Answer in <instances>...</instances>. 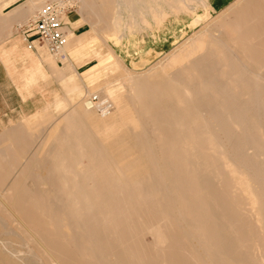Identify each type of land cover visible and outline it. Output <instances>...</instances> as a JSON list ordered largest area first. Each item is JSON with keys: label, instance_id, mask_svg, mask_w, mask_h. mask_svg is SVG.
<instances>
[{"label": "rangeland", "instance_id": "obj_1", "mask_svg": "<svg viewBox=\"0 0 264 264\" xmlns=\"http://www.w3.org/2000/svg\"><path fill=\"white\" fill-rule=\"evenodd\" d=\"M3 1L4 0H1V3ZM63 1H64V5L62 7H59V8L62 11V17H63V21L65 24L64 31L67 35V38L69 39L73 35L75 36V35H79L82 32H84V33L87 32L89 30V25H88L87 21L82 20L80 14L78 13V4H77L78 0H73L74 2L69 1V0H63ZM97 1L98 0H96V2ZM112 1L113 0H109V2H111V3H112ZM152 1H157V0H145V2L148 3L150 8L153 7L152 9H155L154 2H152ZM45 2L56 4V2L53 0H44V3ZM231 2H233V0H227L225 5L223 6L222 0H209L207 8H209L208 10H213V11L207 18H205V15L207 13V11L204 10L205 8L204 7L202 8V6H198L194 12L200 16L202 23L195 30L192 29V34L199 33L202 30V28L203 29L207 28V26H210L211 29H209V28L208 29L212 30L213 28H215L221 24L222 25L227 24V22L233 18L232 14L226 15L224 19H219L218 20L219 25H218V22L216 21V19L221 15V11L225 10V8L227 6H229L231 4ZM30 4H31V2L29 0H21V7L22 8H26ZM216 4H219V5H216ZM56 5L59 6L58 4H56ZM161 5H159V6H160V11H161V15H162L163 19H161L160 23L157 21H153L152 19L147 18V17L141 18L139 20V22H140L139 25L135 26V28L133 30L126 32L125 34H127V36H124V38H122V40L118 44V46H114L110 43H103L99 39L101 37V34H102L101 30H98V32H96L95 36L93 35L91 40H90V45L88 46V50L90 49L91 52H94L95 54L98 53L103 58H106V57L108 58L109 54H111V56L114 59H116V60L118 59L117 61L119 64V69L116 71H113V73L111 75L108 76L103 70H100L101 77H100L99 83L102 84L104 81H108V82H113V84L118 83L122 87L125 86L126 87L125 89H123L124 87L122 88L123 97H125L124 99L128 103L130 110H131V113L132 114L134 113L133 116L137 117V119H139V121L141 122V126L143 127L144 124H146V126H144V127H147L148 125L152 126V124L155 123L154 126H152V128L149 126H148L149 128L147 127L145 129H144V127L139 128L138 130L135 131V135H134L133 130L131 131V129H128L127 127L121 128L113 136L114 138L117 137V139H114L112 137L110 140H108L109 142L108 141H102L100 139V134L102 133V127L100 125H98V122H97L99 120V117L101 116L100 112H98L99 113L98 114L94 111H90V114H91L90 120L87 119L85 116H82V115L77 113V109L80 107L82 108V106H83L82 102H83L85 96H88L89 94L94 93V90H101L98 92V94L101 95L102 98L104 97L107 99V97H105V95L103 94L104 90L102 89V86H97L98 88L94 87V85L91 81H88V80L82 78V75H80L78 72H80V73L83 72L84 67L77 66L78 64H76L73 61V59L71 57V53H66L65 56L67 58L62 60L60 57V53L64 48L59 52L58 55L52 56L46 51V49L44 47L39 45L37 42L30 43L32 38H31V40H29V42L28 41L24 42L25 40H24V35H23V32H24L23 27L28 25L32 21V19L37 15L38 12H36L33 16H31L28 19V21H26L27 23L22 25L20 28H18L14 25V26H12L14 28L10 27V28H7L4 32H2L3 33L2 35L5 39L10 38L15 33V36H18V38L15 37V40H19L21 42L22 47L24 46V48H28L30 46L29 50L33 53V55L38 56L39 61L42 63L44 70L41 67H39L40 64L38 62L37 65H38L39 69L37 71V73H38L37 77H38V79L41 78V80L39 79L40 80L39 84L36 86H33L32 88H27L25 86L23 87L21 79L23 78L22 76L24 74H27L28 72L27 73L25 72L26 70H24L23 62H20L19 74H21V78H20L21 92H22L23 97L29 98V101L27 103L22 104V110L19 114L7 113L5 115V117L0 120V134H2V132L5 131L4 134L0 135V192L2 194H4L6 200L9 199L6 197L12 196L13 197L12 199H14L15 203H16V206H12L11 208L10 207H1V210H10V211L13 210L15 213H17V215L19 217L23 218V220L25 219V222H26L25 224L27 226H30V228H32L35 232L39 233L41 236L43 235L46 240L53 239L57 243H61L62 241L65 243L66 240L64 241V239H62V241H60L61 240V237H60L61 231L59 229L60 224L58 226L55 225V228L51 226L49 219L47 217V212H46L47 210L45 209L43 203H41V201L38 199H42L44 197L46 198L47 196L50 195L51 191H53L54 194L56 192L57 194L61 193V194L65 195L66 193L63 190L64 189L63 185L65 186V181L68 182V180H73V179H77V180H80L82 182L88 181L90 183L89 185H94V187L91 188V190H88L87 194L93 200H96V201H94L95 204L98 201L100 202V203L98 202V204H99L98 206L96 204L95 215L97 216L96 217V225L98 228V230H97L98 236H100V235L101 236L103 235V236L102 237L100 236L98 240H100L102 238L107 239V240L104 239L105 243H103L104 242L103 239H102V241H99L100 243H98V241H97V255H96L97 262L95 264H98V263H100V264H111L113 261L114 262L112 264H115V263L116 264H121V263L125 264V263H127V261H128L127 264H134V263L137 264V263H139V261L142 262V264H147V263L148 264H173L175 262V260H176V263H174V264H199V263L205 264L207 261L209 263L207 262L206 264H215V263L218 264L219 262L221 264H249V263L253 264L254 261H255L254 264H264V240H263L264 235H262V234H264V232H263L264 230L263 231L258 230L259 227L257 224L258 218H261L262 223L264 224V212H263L264 211L263 210L264 209V199H261L263 197L262 195H260V197H259V194H261V191L264 192V187H263L264 186V183H263L264 178L262 176V175H264V172H263L264 171V162H261V159H262L261 157H257L256 158L257 161H256V159L254 161L257 164L259 163L258 165L260 167L258 166V169L261 170V171L258 170L259 174L258 173L257 174H258L259 178L257 180L255 177H253V174L251 172L249 174V172L244 168V166L242 164V160L238 159L236 161V159H237V158H235V156H236L235 155L236 154V152H235L236 148L235 147L236 146L232 143L233 141L230 142V139H229L230 138V134H229L230 132H228L229 135L226 134L224 136L225 137V139H224V137H222L223 136L222 134L215 133L214 129H212L208 126V123L206 120L207 119V115H206L207 112L205 109V98L204 97L210 95V93L212 94L215 91L214 87L211 85L210 80H208L206 78V76L208 77V75H205V73L201 72L200 70L198 71L195 69H191V70L189 69L190 71L189 70H188L189 72L186 71V73H184V76L182 74V77H178V79L175 81L176 83L173 81V77H171L170 74L173 73V70L176 71L177 67L170 68L169 67V60L166 58L172 51H174L175 49H178L188 38V37L182 38L183 37L182 36L183 22H185L187 20V16H185L184 14L183 15L177 14L174 10L167 7V5H164V3H162ZM97 7H99L101 9V3L99 1L97 3ZM122 17L124 20L129 21V16H128V13L126 11H122ZM213 19H215V20H213ZM186 22L188 23L189 20H187ZM72 25H74V26H72ZM140 26L142 28H140ZM156 28H157V30H156ZM138 29L140 32L139 34H137ZM74 31H76V34H74ZM142 31H143V33H142ZM240 31H241L240 35L243 36V38H245V39H242L243 48H248V47L251 48L254 46V49L257 51L259 50V52H260L261 51L260 44L257 46H256V44H258V42L261 39L254 37L255 36L254 31L252 32V30H251V32H249L248 30H245L244 28L241 29ZM173 33H174V35H173ZM141 34H143V35H141ZM250 37H252V38L250 39ZM172 38H175L176 41L174 39L175 42H171L169 44V42H170L169 39H172ZM236 38H237V35H233V40H235V43H237L239 41V39H236ZM253 38H254V40H253ZM248 41H250V42L252 41V42L245 44ZM254 42H256V43H254ZM162 44H165V45H162ZM255 46H256V48H255ZM235 47H238V46H235ZM240 47H239V49L241 50ZM144 53H148L146 55L147 56L146 58H148L146 63H149V64H147L146 67L139 68L137 63L142 62V60H136L135 66H131L129 64V62H128V59L130 58L129 55L131 57L135 56V58H136L139 55L144 54ZM95 54H94V57H95ZM158 54H160V55L158 56ZM94 60H96V58H94ZM162 61H163V63H162ZM160 63H162V64H160ZM263 64H264V62H263ZM263 64L261 66L262 67L261 70H259V73H260L259 81L263 84L262 85L261 83H259V85H260L259 92L261 94V97L264 99V97H263L264 96V89H263L264 88V65ZM221 65L226 66L227 68L229 67V64L225 63V61H223V60L221 61ZM68 66H71V70H67ZM223 66H221V67H223ZM40 69H41V71H40ZM148 69H151L149 73H150V75H152V78L150 79L149 82L154 86V88L152 86V88H151L152 90L150 88H147V87L145 88V86L142 87L144 85L143 79L138 78V76L136 75L137 73L146 71ZM44 71H46V73L48 72V78H46V79L44 76ZM41 72H43V73H41ZM214 72H215L214 70L212 72L209 71V74L210 73L213 74ZM157 73L158 74L160 73L159 76L157 75ZM193 75H196V76H193ZM60 76H68V78L71 79L72 85H77L76 91L74 93H67V92H66L67 94L65 93L64 85L61 84L59 82V79H58ZM129 76H134V77H132L133 83H134V85H132L133 88L130 87L131 83L129 82ZM163 77H165V78H163ZM185 77H187L188 79L187 78L185 79ZM153 78H154V80H153ZM161 78L163 80H161ZM189 79H190V81H189ZM84 80H86L87 84H85ZM166 80H169V81L165 82ZM196 82H198V83H196ZM185 83L187 84V86L185 85ZM192 83H195V84H192ZM190 85H192V86H190ZM184 86H186V87H184ZM137 87L139 90L137 89ZM158 87H161V88L159 89ZM128 88H130V89H128ZM144 89L146 91L148 90V92H146ZM162 89L164 91H162L161 93L158 92V90L161 91ZM199 89L201 90V92H199L200 91ZM176 91H177V94H176ZM209 91H210V93H209ZM141 92H143V93H141ZM183 94H185V95H183ZM102 95H104V96H102ZM126 95H128V96H126ZM130 95H131V97H130ZM199 95L201 97H199ZM141 96H143V97H141ZM59 99H65L67 101L66 108H64L62 110H58L56 108V102ZM127 99L129 100L130 103L128 102ZM108 100L112 104V110L110 111V113H113L115 111V106L110 99H108ZM176 100H178V101L176 102ZM96 101H94V102H96ZM143 102L145 103V105ZM147 102L150 105H148ZM133 103H135V104L133 105ZM164 104H166V105H164ZM143 105H144V109H143ZM176 105H177V107H176ZM73 106L76 107V111H75V108ZM150 106L152 109L150 108ZM158 106L160 108H158ZM171 107L173 108V110ZM190 107L193 108V110H191ZM174 108H175V110H174ZM69 109H70L71 113L68 112ZM150 109H151V111H150ZM201 109H202V111H201ZM162 110H163V112H162ZM184 110L185 111L187 110L185 112V114L183 112ZM135 111L138 114L137 116H136ZM203 111L205 112V114L203 113ZM164 112L165 113L168 112V113L165 114ZM192 112L194 115H192ZM163 113H164V115H163ZM71 114H73V115H71ZM187 114L188 115L190 114V116H188L189 118L186 117ZM49 115H50V117H49ZM70 116H71V120H70V118L68 119V117H70ZM160 117H162V118H160ZM172 117H174V118H172ZM179 117L181 118V120L177 119ZM191 117H193V118H191ZM74 118H75V120H74ZM151 118H152V120H151ZM78 119L80 120V122L78 121ZM184 119L186 120V122ZM189 119H190V123L192 122L191 124H189V122H187V121H189ZM248 119H249V117L247 118V121H248ZM141 120H143V121H141ZM149 120H151V121H149ZM82 121L84 123H82ZM180 121L182 122V124ZM92 122H93V124H91ZM172 122H173V124H172ZM62 123H63V125H62ZM198 123H199V125H197ZM71 124L74 126H72ZM176 124L179 126H177ZM184 124H186V125H184ZM188 124H189V126H188ZM157 125H159L160 127ZM164 125H165V127H164ZM197 126H198V128H197ZM260 126L261 127L259 128V126H257L256 124H252V125L247 126V127L244 126L242 129L245 132H247V134H249L250 132H252L255 129L254 130L255 133L253 135H256V137H258V133L260 135L262 133V131L264 132V130H263L264 128L262 127L263 125H260ZM66 127L68 129L70 127V129L68 130ZM155 128H157V129H155ZM202 128H203V130H201V133H200V129H202ZM61 130H63V131H61ZM91 130H92V132H91ZM122 130H124V131H122ZM141 130H143V132ZM250 130H252V131H250ZM172 131H173V133H172ZM174 131H175V133H174ZM191 131H193V132H191ZM203 131H205V132H203ZM256 131H258V132H256ZM72 132H75L76 134L72 133ZM138 132H139V134H138ZM150 132H152V134ZM197 133H198V135H197ZM208 133L209 134L211 133V135L213 137H212V144H209V142L207 141L208 142V145H207L206 141L204 143L203 141H200V140L202 137L203 138L207 137ZM153 134H155V135H153ZM213 134H216V135L214 136ZM154 136H156V137H154ZM186 136H187V138H189L187 141H185ZM190 136H192V138H190ZM134 137L136 139H134ZM68 138L71 140H69ZM122 138H123V141H125V142L121 141ZM198 138L200 140L197 142ZM217 138H218V140H217ZM160 140L162 141V143ZM221 140L222 141L225 140V141L222 142ZM101 142H102V144H101ZM142 142H143V144H141ZM214 142H215V144H214ZM155 143H156V146H158V145H160V146H158V148H156ZM190 143L192 145L193 144L194 145L192 146ZM221 143H222V145H220ZM231 143H232V145H234L233 147H230V146H232V145H230ZM246 143H245V147L247 150L246 152L248 154H252L254 152V150H253L254 145L252 143H248V142H246ZM174 144H175V147L173 146ZM141 145H143V147H141ZM153 145H154V147H153ZM181 145H182V147H181ZM50 146H51V148H52V146H54V148H56V149L53 150V148L51 149ZM184 146H185V148H184ZM227 146H229V148ZM140 147L143 148V151L141 150ZM193 147H194V149H193ZM222 147H223V149H221ZM180 148H181V150H180ZM189 148L191 150H189ZM233 149H235V150L233 151ZM50 150L52 151V153ZM175 150L177 152L179 150L180 151V152H178L179 154H177V153L175 154V152H176ZM181 151L183 153H181ZM54 152H56V154ZM161 152H162V154H161ZM211 152H212V154H210ZM122 153H124V154H122ZM193 153H195V157H196L194 159L190 158V157H194ZM148 154L149 155L151 154V155L148 157ZM180 154L182 157L178 156ZM233 154H234V156H233ZM146 155H147L148 159H147ZM164 155H166V156H164ZM198 155L202 156V157H200L201 159H199ZM44 156H46L47 158ZM211 156H212V158H210ZM221 156L225 157L230 162V164L235 166L237 169V172L239 174L243 173V174H241L242 178L247 179L248 182H250L251 187H252V183H253L254 188L252 187V189L254 191L252 189L251 190L253 193H255L256 198L258 196V198H257L258 203L256 202L255 205H252L251 201L248 199L246 194L240 189V187L238 185V181L233 180L230 176L225 175V176L221 177V179L218 182H214L212 180H209V178H208L209 173L215 174L214 172H216V173L218 172L220 165H221ZM41 157H44V159L43 158L40 159ZM158 157L161 159H158ZM205 157H207V158H205ZM227 157H229V158H227ZM164 158H166V159H164ZM197 158H198V160H196ZM202 158L206 164L204 163V161L202 162ZM111 159H112V161H111ZM156 159H157V161H156ZM189 159H191V160H189ZM49 160H51V161H49ZM188 160H189V162H188ZM194 160H195V163H194ZM45 161L46 162L48 161V162L46 163ZM68 161H70V163ZM153 161H154V163H153ZM56 162H57V164H56ZM62 162L64 163V166H63ZM71 162L74 164H72ZM45 163H46V165H45ZM59 163H60V165H59ZM200 163H202L203 165H201ZM239 163L242 164V166ZM147 164L149 166H147ZM195 164H196V166H197V164L198 165L200 164V166H199L200 168L198 166H197V168H195L194 167ZM207 165H209V166H207ZM216 165H218V166H216ZM45 166H47L46 169L44 168ZM151 166H153V167L151 168ZM47 168H48V170H47ZM60 170H61V172H60ZM192 170L193 171L195 170L197 173L195 171L192 172ZM202 170H203V173H205V172L206 173L203 174ZM255 170L257 172V167ZM166 171H168V172L166 173ZM64 172H66V173L64 174ZM128 172H129V174H128ZM256 172H255V174H256ZM115 173L118 175H116ZM124 173H126V174L124 175ZM146 173H147V175H150V176H147ZM168 173H169L170 178H168ZM173 173L175 176H177V174H178V176L175 177L173 175ZM249 175H250V178H249ZM49 176H51V177H49ZM117 176H119L118 180H120V181L115 179V178H117ZM123 176H125V177H123ZM143 176H145V177H143ZM47 177H49V178H47ZM56 177L57 178L61 177L59 180L61 182H58V180L56 181L55 180V179H57ZM147 177H150V178H147ZM201 177L204 178L206 181L203 180ZM260 177H262L261 180H259ZM139 178H141L142 182H140L141 180ZM109 179L111 180V182ZM149 179H151V180H149ZM156 179L158 181H162L161 183H163V180H164L165 185H164V183L160 184L159 182L156 181ZM174 179H176L177 181ZM197 179H198V181H197ZM47 180H48V183H46ZM128 180L130 183H128ZM253 180H255V181H253ZM256 181H257V183H256ZM92 182H94V184ZM116 182H118V183H116ZM177 182H179V183H177ZM56 183H57V185H55ZM109 183L112 185L114 184V186L110 185ZM137 183H139V184H137ZM141 183H143L142 184L143 189H142ZM148 183H149V185H148ZM104 184H105V186L106 185L107 186L104 187ZM121 184L124 185V187H122ZM218 184H219V186H217ZM66 185H68V183H66ZM69 185H71V184H69ZM46 186H48V187H46ZM158 186H159V188H158ZM204 186H205V188H204ZM213 186H214V188H212ZM234 186H235V190H237V191L234 190ZM255 186H257V187H255ZM49 187H50V189L48 190ZM60 187H61V190H59ZM226 187H228V188H226ZM120 188H122V189H120ZM163 188H165V189H163ZM51 189H54V190H51ZM135 189H136V192L133 191ZM178 189H181V190L179 191ZM187 189H189V190H187ZM255 189H257V190H255ZM108 190L110 191L109 194L107 193ZM137 190L139 193L137 192ZM211 190H212V192L216 191L215 192L216 194L210 193ZM159 191H161V192H159ZM175 191H178V192L175 193ZM217 191H218V193H217ZM119 192L121 195H118ZM205 192H207V194ZM257 192L258 193L260 192V193L258 194ZM104 193L106 194V196L104 195ZM134 193H135V195H134ZM152 193H153V196H151ZM170 194H171V196H170ZM182 194H183V196H182ZM193 194H194V196H193ZM203 194H205V195H203ZM208 194H209V196H208ZM30 195H32V196H30ZM64 195H62V197L59 198L60 201L63 200V202H65V199H64L65 196ZM94 195H96L95 197H98L99 199L94 198ZM101 195L103 198H100ZM115 195H118V196H115ZM27 196H28V198H27ZM39 196H40V198H38ZM178 196L179 197L181 196L184 198L179 199ZM205 196H206V198H203ZM34 197H36V198H34ZM119 197H122V198L119 199ZM137 197H139V198H137ZM147 197L149 198V201L147 200L148 199ZM29 198H31V199H29ZM143 198L146 200L145 202H142V200L144 201ZM159 198H161V199H159ZM173 198L175 201L172 200ZM187 198H189V200ZM232 198L235 201L234 200L232 201ZM101 199H103V200H101ZM116 199H119L120 202L116 201ZM126 199L128 201L130 200V202H127ZM167 199H168V202H167ZM104 200L106 201L105 204L103 203ZM124 200H126V202ZM183 200H185V201H183ZM226 200L230 202L231 206H230L229 202H227ZM152 201H153V203H152ZM161 201H162V204L160 203ZM198 201H200V202H198ZM208 201H209V203H211L215 207V209H213L214 207H212V205H210L208 203ZM148 202L150 204H148ZM206 202L209 205V207L206 204ZM135 203H137L138 205ZM145 203H146V205H145ZM177 203H178V205H177ZM260 203L263 206L260 205ZM175 204L177 207L175 206ZM105 205H107L106 208H105ZM109 205H112V208H111V206L108 207ZM116 205H118V206H116ZM125 205L128 209L125 207ZM186 206H187V208H186ZM97 207H98V209H97ZM118 207H120V208H118ZM166 207L168 210H166ZM174 207L176 210L173 209ZM207 207H208V209H207ZM38 208H40V209H38ZM133 208H135V209H133ZM157 208H159V210L161 212L156 211ZM254 208H256V209H254ZM104 209H106V210H104ZM164 209H165V211H164ZM37 210H38V212H37ZM110 210H111V212H113V214L110 212ZM172 210H175L176 212L172 211ZM213 210H215V211H213ZM231 210H233V211H231ZM42 211H44V213ZM107 211H108V215H107ZM128 211H130V213ZM131 211L134 212L135 215ZM200 211H202V212H200ZM114 212H116L118 214H116V213L114 214ZM123 212H124L123 217H126V219L121 217ZM181 212L184 214L182 215ZM193 212H194V214H193ZM157 214H158V216H157ZM185 214L187 217H185ZM205 214H207V215H205ZM101 215H102V217H101ZM199 215L202 216L201 217L202 220H201ZM244 215H245V217H244ZM8 216H10V215L0 214V218L2 217V219H1L2 222L3 221L5 222V225L3 224L4 222L2 223L3 225L0 224V229L2 226L5 228L8 226L9 227V228L7 227L8 229H10L11 227L14 226L9 221ZM164 216H166V217H164ZM42 217H45V218L43 219ZM174 217H177V218L175 219ZM127 218H129V219H127ZM189 218H190V220H189ZM203 218H206V219L203 220ZM253 218H254V220H253ZM46 219H48V220H46ZM135 219L137 222L135 221ZM138 219L140 220V222L138 221ZM164 219L168 220V222H166V220H164ZM177 219L179 221L180 220L181 221L179 222ZM127 220H129V221H127ZM182 221H183V223H185V222L186 223L183 224ZM202 221L204 224L202 223ZM221 221H222V223H221ZM126 222L129 224H127ZM171 222L172 223L176 222L175 225L177 227L175 225L173 227L172 226L173 224H171ZM187 222H190V223H187ZM99 223H101V224H99ZM132 223H133V225H132ZM142 223H143V225H142ZM216 223L219 225L221 224L222 226L221 225L218 226V225H216ZM159 224H160V227H159ZM179 224L180 225L183 224L182 226L185 225L186 227L184 226L182 228V226H180ZM193 224H194V226H193ZM205 224H206V226H205ZM208 224H209V226H208ZM161 225L163 226V228ZM195 225H196V228H194ZM203 225H204V227H203ZM111 226H113V227H111ZM145 226H148V228ZM153 226H154V228H153ZM215 226L218 230L215 228ZM171 227L173 230L171 229ZM190 227L192 229L193 228L194 229L191 230ZM200 227H202V228H200ZM223 227H224V229H223ZM13 228H11V229H13ZM144 228H145V232H143ZM185 228L187 229V231H189V233H191L190 235H192L193 232L195 234L197 233L196 235L193 234V236L195 235L196 237H198V240L203 241V242L198 241L196 237H193V236L190 237L189 233L187 231H185L186 230ZM53 229H54V231H53ZM146 229H148V230H146ZM163 229H164V231H166V233L163 231ZM167 229H169V230H167ZM174 229H176L177 231ZM195 229L196 230L202 229L204 232L201 230L200 231L202 232V234L204 233L203 235L205 237L200 234L201 233L200 231L197 232V231H195ZM225 229H227L228 231H225ZM101 230H102V232H101ZM105 230L107 231L106 233H105ZM112 230H113V232H112ZM135 230L137 232H135ZM114 231H116V232H114ZM169 231H170V233L171 232L175 233V231H176V233L175 234L173 233L170 235ZM178 231L181 233L180 236H179ZM190 231H192V232H190ZM111 232L114 233L115 236L113 234H111ZM162 232H164V233H162ZM52 233H53V235H52ZM120 233H123V234H120ZM216 233H217V235H216ZM260 233H262V234H260ZM124 234H125V236H124ZM158 234L162 235V238L164 237L162 239L164 244L163 243L160 244L158 242L159 241ZM210 234H211V236H210ZM241 234H242V236H240ZM255 234H256V236H255ZM109 235H112V236H109ZM172 235L174 236V238ZM230 235L233 237V239L230 238L231 237ZM243 235H245V236H243ZM176 236H178V237H176ZM225 236H226V238H223ZM109 237L111 240L109 239ZM193 238L196 239V241ZM113 239H115V241H113ZM228 239H229V241H228ZM120 240H122V241H120ZM187 240H190V241H188L190 245H191V243L193 246L195 244V247L198 245V247H196L197 249H195V247H193V246L191 247L189 244H187L188 243ZM204 240L207 244H205ZM232 240H233V244H232ZM117 241L120 244L119 243L116 244ZM124 241H125V243H123ZM166 241H167V243H166ZM169 241L172 242L170 244L171 246L169 245V243H170ZM225 241L227 242V244H226L227 246L225 245V243H226ZM66 242H68V241H66ZM101 242L103 244L98 245V244H101ZM195 242H197L198 244L196 245ZM238 242L240 243V245ZM243 242H245L246 244L245 243L243 244ZM139 243H140V245H139ZM200 243L202 246L200 245ZM121 244H124V245H121ZM199 245L201 247H199ZM206 245L207 246L210 245V246L207 247ZM241 245L243 246V248ZM118 246L119 247L121 246V248H118ZM151 246H153V248ZM176 246L177 247L180 246L181 248L179 247V249H178ZM228 246H231V247H228ZM101 247H102V250H100ZM134 247H135V249H134ZM169 247H170V249H169ZM190 247L193 249H191ZM233 247H235V249ZM239 247H241L240 248L241 250L239 249ZM106 248H107V250H106ZM109 248H110V250H109ZM199 248H200V250L202 248V250L201 251L198 250ZM203 248H205V249H203ZM206 248H208V249H206ZM226 248H228L230 251ZM160 249H162V250L160 251ZM211 249H213V250H211ZM34 250H35V252H37L36 253L37 255L39 254L40 259L36 255H34L35 254V253H33ZM142 250H143V252H142ZM173 250H175V251H173ZM204 250L205 251L208 250V251L205 252ZM209 250L211 252L213 251V253H211ZM214 250H215V252H214ZM239 250H240V252H239ZM69 251H72V248ZM129 251L131 252V254ZM182 251L183 252L186 251V252H184L185 254ZM195 251H197V252L195 253ZM221 251L224 253V255ZM98 252L100 254H98ZM106 252H108L109 255ZM112 252H113V254H111ZM158 252H161V253L158 254ZM176 252L178 254H176ZM198 252H200L201 254H199ZM230 252L232 255H230ZM103 253L107 256L105 257V255ZM115 253H116V256H115ZM186 253L188 255H186ZM31 254L35 258L34 259L35 264H40V263L46 264L44 258L43 257L41 258L42 255H40V253L38 252L37 249H35V247L31 251ZM152 254L154 255V257ZM170 254H172V256ZM242 254H243V256H242ZM245 254H247V255H245ZM121 255L123 256V259H121L122 258ZM155 255H156V257H155ZM199 255L200 256L202 255L204 258L202 256L200 257ZM208 255H209V257H208ZM211 255H213V256H211ZM71 256L75 259L77 264H85L83 261H81L77 258V255L75 253H73V251L71 252ZM100 256L103 258H101ZM114 256L117 258V260ZM124 256H126L125 262H124ZM179 256H180V258H179ZM190 256H192V257H190ZM217 256H219V257H217ZM248 256H251V258L250 257L248 258ZM110 257H111V259H110ZM171 257L173 258L172 259L173 261L170 260ZM176 257H177V259H176ZM189 257L192 258L193 260L189 259ZM240 257H241V259H240ZM215 258H216V260H214ZM100 259L102 262L100 261ZM159 259H160V261L162 259L163 262L161 261V263H160ZM164 259H165V261H164ZM211 259H212V261L214 260V262H212ZM219 259H220V261H219ZM105 260H107V261H105ZM135 260H137V261H135ZM221 260H223V262ZM168 261L169 262L171 261L172 263L171 262L169 263ZM240 261H242V262H240Z\"/></svg>", "mask_w": 264, "mask_h": 264}, {"label": "bare ground", "instance_id": "obj_2", "mask_svg": "<svg viewBox=\"0 0 264 264\" xmlns=\"http://www.w3.org/2000/svg\"><path fill=\"white\" fill-rule=\"evenodd\" d=\"M9 1H12V0H6L5 2H9ZM31 2V4L26 7V8H23L21 9L20 11H18V13L16 14L17 16H19L21 18L22 21H24V23L31 17L33 16L36 12H39L42 8V6L45 5L44 3V0H29ZM56 2V4H58L59 6H57L56 4L54 3H46V4H54L59 10L60 8L59 7H62L64 5V1L63 0H53ZM69 1H73V0H69ZM98 1L101 3V9L99 7H97V3ZM96 2V0H78L77 4H78V13L80 14L81 18L83 21H87L88 25H89V30L85 33H83L82 35L80 36H77V37H74L73 40H70L68 41L69 39L67 38V35L64 31V35H65V39H66V43L65 45L60 49L58 50L57 52L55 53H52L50 52L47 48L46 51L52 55V56H56L59 54V52L63 49L65 52L67 53H71V57L74 59V61L78 64V66H82V65H85L87 64L88 62H90L91 60H94V58H96L97 60V64L95 66H93L92 68H90L88 70V68L86 69V71L83 73L82 76L84 77H88L94 87H97V86H102V89L104 90L103 91V94L105 95L106 98H102L101 95L98 94L99 91L101 90H94V93L92 94H89L88 96H85L84 100H83V106L82 108H78L77 109V113L82 115V116H85L87 119H91V114H90V111H94L96 113L100 112V117H99V120L97 121L98 122V125H100L102 127V133L100 134V139L102 141H108L110 140L121 128H125L127 127L128 129H131V131L133 130L134 131V135H135V131L138 130L139 128H143L144 126H146V124L143 125V127L141 126V122L139 121V119H137V117L133 116V114L131 113V110H130V107L128 105V103L125 101V97H123V94H122V88L125 89L126 87L125 86H121L120 84H113V82H108V81H104L102 84L99 83L100 81V77H101V72L100 70H103L108 76L111 75L113 73V71H116L119 69V64H118V59H114L111 54H109L108 58H103L101 55H99L98 53H94V52H91V50L89 49L88 50V46L90 45V40L92 38V36L96 34V32H98V30H101L102 34H101V37L99 38L103 43H110L114 46H118V44L121 42L122 38H124V36H127V34H125L126 32L128 31H131L135 28V26H138L139 25V20L141 18H150L152 19L153 21H157L160 23L161 19H163L162 15H161V11H160V6L162 3H164V5H167V7H169L170 9L174 10L177 14H184L185 16H187V20H189V22L187 23L185 20V22H183V32H182V38H185V37H188L186 39V41L178 48V49H175L174 51H172L166 59L169 60V67L170 68H174V67H177V70L174 71L173 69V73L170 74L171 77H173V81L175 82L178 77H182V74L184 76V73H186V71H188L189 69H195V70H200L201 72H204L205 75H208V77L206 76V78L208 80H210L211 82V85L214 87V92L211 94L210 91V95L208 96H205V109H206V112H207V123H208V126L212 129H214V132L215 133H219V134H222L224 137L226 134H228V132H230V142H232L236 147V150L233 149V151L235 150L236 152V156L235 158L236 161L238 159L242 160V164L244 166V168L249 172L253 174V177H255L257 180L259 178L258 174V164L255 161V159L257 157H261V162H264V132L262 131V133L259 135L258 133V137H256V135H253L255 132L254 130H250L252 132H250L249 134H247V132H245L242 128L244 126H250L252 124H256L257 126H259V128L261 127L260 125H263L262 127L264 128V99L261 97V94L259 92V88H260V85L259 83H261L259 81V76H260V73H259V70H261V66L264 62V0H233V2H231V4L229 6H225V10H222L221 11V15L216 19V21L218 22L219 19H224L226 15H233V18L231 20H229L227 22V24L225 25H219V22H218V25L217 27L213 28L212 30H209L211 29L210 26H207V28H202V30L199 32V33H194L192 34V29L195 30L198 26L201 25L202 23V20L200 19V16L197 15L194 11L195 9L198 7V6H202V8L204 7L205 11H207L206 15H205V18H207L213 10H208L209 8L208 7V1L209 0H157V1H152L154 2V5H155V9H152L150 8V6L148 5V3L145 2V0H113L112 3L109 2V0H98ZM227 0H222V5L224 6L225 3H226ZM74 2V1H73ZM100 5V4H99ZM216 5H219V4H216ZM162 6V5H161ZM164 8V7H163ZM165 10V9H164ZM122 11H126L128 13V16H129V21H126L123 19L122 17ZM169 13V12H168ZM170 14V13H169ZM87 18H86V17ZM127 17V16H126ZM36 18V16L32 19L34 20ZM80 18V19H81ZM172 18V17H171ZM61 20L62 22L64 23L63 21V17L61 15ZM68 20V19H67ZM66 20V21H67ZM171 20V19H170ZM215 20V19H213ZM228 20V19H227ZM172 21V20H171ZM170 21V22H171ZM215 21V22H216ZM221 21V20H220ZM222 22V21H221ZM225 22V21H224ZM223 22V23H224ZM78 23V22H77ZM210 23V22H209ZM145 25V24H144ZM148 25V24H147ZM213 25V24H212ZM65 26V24H64ZM74 26V25H72ZM158 26V25H157ZM161 26V25H160ZM165 26V25H164ZM215 26V25H214ZM155 27V26H154ZM140 28H142L140 26ZM209 28V29H208ZM245 29V30H248L249 32H252L254 31L255 33V36L256 38H259L261 39L257 45L260 44V48H261V51L259 52V50H255L254 49V46L251 47V48H243V42H242V39H245L243 38V36H241V29ZM64 29V28H63ZM69 29V28H68ZM145 29V28H144ZM147 29V28H146ZM157 30V28H156ZM145 31V30H144ZM159 31V30H158ZM139 34V29L137 31ZM143 33V31H142ZM253 33V34H254ZM133 34V33H132ZM143 35V34H141ZM145 35V34H144ZM174 35V33H173ZM233 35H237V38L236 39H239V41L237 43H235V40H233ZM136 36V35H135ZM138 36V35H137ZM146 36V35H145ZM73 37V36H72ZM252 37H250L251 39ZM175 38H172V39H169L170 42H175L174 41ZM241 39V40H240ZM25 40V39H24ZM99 40V41H100ZM254 40V38H253ZM100 41V42H101ZM252 42V41H251ZM250 41L246 42L245 44H248V43H251ZM165 43V42H164ZM256 43V42H254ZM235 46H238V47H235ZM127 45V44H126ZM162 45H165V44H162ZM241 46V47H240ZM247 46V45H246ZM249 46V45H248ZM255 46V48H256ZM30 47V46H29ZM28 47V48H29ZM178 47V46H177ZM239 47L241 48V50L239 49ZM62 50V51H63ZM61 51V52H62ZM110 51V50H109ZM150 51V50H149ZM256 51V52H255ZM107 53V52H106ZM61 54V53H60ZM94 54H95V57H94ZM148 53H144V54H141L139 55L138 57L135 58V56H130L129 55V59H128V62L131 66H135V61L136 60H142V62H146L148 60V58H146ZM160 54H158L159 56ZM118 56V55H117ZM157 56V57H158ZM156 57V58H157ZM112 58V59H111ZM64 60V57L62 58ZM225 61V63H228L229 64V67L227 68L226 66H223L221 65V61ZM123 61V60H122ZM126 62V61H125ZM124 62V63H125ZM120 63V62H119ZM151 63V62H150ZM163 63V61H162ZM160 63V64H162ZM122 64V63H121ZM149 64V63H148ZM157 64V63H156ZM264 65V64H263ZM223 66V67H221ZM140 68V67H139ZM156 68V67H155ZM69 69L71 70V66H69ZM126 70V69H125ZM150 70L151 69H148L146 71H143V72H140V73H137L136 75L138 76V78L140 79H143V82H144V85L142 87L145 86V88H152V84L149 82L150 79L152 78V75H150ZM157 70V69H156ZM189 70V71H190ZM215 71L213 74H209V71ZM159 71V70H158ZM171 71V70H170ZM188 71V72H189ZM194 71V70H193ZM128 72V71H127ZM160 72V71H159ZM196 72V71H195ZM121 73V72H120ZM129 73V72H128ZM262 73V72H261ZM123 74V73H122ZM130 74V73H129ZM133 74V73H132ZM155 74V73H154ZM160 74V73H159ZM159 74L157 73V75L159 76ZM191 74V73H190ZM196 74V73H195ZM131 75V74H130ZM188 75V74H187ZM186 75V76H187ZM198 75V74H197ZM154 76V75H153ZM193 76H196V75H193ZM132 77L134 76H129V82L131 83V86L134 85L133 83V79ZM161 77V76H160ZM126 78V77H125ZM158 78V77H157ZM165 78V77H163ZM187 77H185L186 79ZM195 78V77H194ZM262 78V77H261ZM123 79V78H122ZM160 79V78H159ZM170 79V78H169ZM184 79V80H185ZM188 79V78H187ZM201 79V78H200ZM203 79V78H202ZM154 80V78H153ZM161 80H163L161 78ZM165 80V79H164ZM180 80V79H179ZM197 80V79H196ZM195 80V81H196ZM118 81V80H117ZM157 81V80H156ZM169 80H166L165 82H167ZM190 81V79H189ZM121 82V81H120ZM124 82V81H123ZM154 82V81H153ZM164 82V81H163ZM164 82V83H165ZM115 83V82H114ZM156 83V82H155ZM176 83V82H175ZM180 83V82H179ZM198 83V82H196ZM178 84V83H177ZM192 84H195V83H192ZM202 84V83H201ZM262 84V83H261ZM125 85V84H124ZM141 85V84H140ZM157 85V84H156ZM185 85L187 86V84L185 83ZM197 85V84H196ZM199 85V84H198ZM263 85V84H262ZM166 86V85H165ZM184 86V87H186ZM192 86V85H190ZM208 86V85H207ZM157 87V86H156ZM200 87V86H199ZM98 88V87H97ZM133 88V87H132ZM131 88V89H132ZM135 88V87H134ZM154 88V86H153ZM159 89L161 87H158ZM204 88V87H203ZM130 89V88H128ZM127 89V90H128ZM138 89V87H137ZM136 89V90H137ZM143 89V88H142ZM149 89V90H150ZM264 89V88H263ZM73 87L71 86L70 89H69V92L70 93H74L73 91ZM139 90V89H138ZM145 90V89H144ZM152 90V89H151ZM176 90V89H175ZM200 90V89H199ZM262 90V89H261ZM126 91V90H125ZM146 91V90H145ZM164 91L163 89L161 91L158 90V92H162ZM183 91V90H182ZM192 91V90H191ZM213 91V90H212ZM148 92V90L146 91ZM201 92V90L199 91ZM101 93V92H100ZM128 93V92H127ZM130 93V92H129ZM143 93V92H141ZM180 93V92H179ZM178 93V94H179ZM176 94H177V91H176ZM186 94V93H185ZM183 94V95H185ZM194 94V93H193ZM201 94V93H200ZM102 95V96H104ZM143 95V94H142ZM165 95V94H164ZM182 95V94H181ZM125 96V95H124ZM128 96V95H126ZM163 96V95H162ZM167 96V95H166ZM179 96V95H178ZM131 97V95H130ZM143 97V96H141ZM199 97H201L199 95ZM264 97V96H263ZM93 98H96V102L93 101ZM184 98V97H183ZM186 98V97H185ZM110 99L114 106H115V111L113 113H110V111L112 110V104L111 102L108 100ZM130 99V98H129ZM171 99V98H170ZM188 99V98H187ZM192 99V98H191ZM128 100V99H127ZM172 100V99H171ZM184 100V99H183ZM135 101V100H134ZM133 101V102H134ZM143 101V100H142ZM178 100H176L177 102ZM181 101V100H180ZM186 101V100H185ZM184 101V102H185ZM188 101V100H187ZM129 102V100H128ZM153 102V101H152ZM158 102V101H157ZM189 102V101H188ZM130 103V102H129ZM144 103V102H143ZM148 103V102H147ZM175 103V102H174ZM135 103H133L134 105ZM162 104V103H161ZM160 104V105H161ZM178 104V103H177ZM191 104V103H190ZM195 104V103H194ZM204 104V103H203ZM70 105V104H69ZM145 105V103H144ZM144 105H143V109H144ZM147 105V104H146ZM148 105H150L148 103ZM166 105V104H164ZM67 104L65 103H62V104H58L57 106V109L58 110H62L64 108H66ZM155 106V105H154ZM184 106V105H183ZM190 106V105H189ZM194 106V105H193ZM192 106V107H193ZM74 107V106H73ZM139 107V106H138ZM173 107V106H172ZM171 107V108H172ZM177 107V105H176ZM196 107V106H195ZM75 108V111H76V107ZM146 108V107H145ZM151 108V106H150ZM158 108H160L158 106ZM162 108V107H161ZM203 108V107H202ZM142 109V110H143ZM152 109V108H151ZM150 109V111H151ZM191 110H193V108L190 107ZM195 109V108H194ZM164 110V109H163ZM162 110V112H163ZM168 110V109H167ZM171 110V109H170ZM173 110V108H172ZM175 110V108H174ZM74 111V110H73ZM74 111V112H75ZM187 111V110H186ZM185 110L183 111L184 114L186 112ZM196 111V110H195ZM202 111V109H201ZM68 112H70V109L68 110ZM136 112V111H135ZM161 112V113H162ZM169 112V111H168ZM168 112H164L165 114H167ZM179 112V111H178ZM199 112V111H198ZM71 113V112H70ZM93 113V112H92ZM143 113V112H142ZM163 113V115H164ZM177 113V112H176ZM175 113V114H176ZM203 113L205 114V112L203 111ZM99 114V113H98ZM183 114V113H182ZM70 115V114H69ZM73 115V114H71ZM77 115V114H76ZM137 112H136V116H137ZM173 115V114H172ZM181 115V114H180ZM179 115V116H180ZM192 115L193 112H192ZM191 115V116H192ZM68 116V115H67ZM66 116V117H67ZM79 116V115H78ZM176 116V115H175ZM182 116V115H181ZM185 116V115H184ZM190 116V114L186 115V117ZM73 117V116H72ZM81 117V116H80ZM84 117V118H85ZM139 117V116H138ZM249 117L248 121H247V118ZM70 118L71 120V116L68 117V119ZM82 118V117H81ZM145 118V117H144ZM162 118V117H160ZM171 118V117H170ZM174 118V117H172ZM176 118V117H175ZM180 118V117H179ZM177 118L178 120H181V118L179 119ZM189 118V117H188ZM193 118V117H191ZM200 118V117H199ZM73 119V118H72ZM164 119V118H163ZM203 119V118H202ZM75 120V118H74ZM152 120V118H151ZM149 120V121H151ZM158 120V119H157ZM176 120V119H175ZM185 120V119H184ZM78 121L80 122V120L78 119ZM143 121V120H141ZM165 121V120H164ZM202 121V120H201ZM205 121V120H204ZM168 122V121H167ZM171 122V121H170ZM176 122V121H175ZM181 122V121H180ZM186 122V120H185ZM184 122V123H185ZM190 123V119L189 121H187ZM73 123V122H72ZM82 123H84L82 121ZM194 123V122H193ZM206 123V122H205ZM206 123V124H207ZM93 124V122L91 123ZM152 124V123H151ZM155 124V123H154ZM154 124H152V126H154ZM173 124V122H172ZM171 124V125H172ZM182 124V122H181ZM188 124V126H189ZM63 125V123H62ZM72 125V124H71ZM76 125V124H75ZM85 125V124H84ZM83 125V126H84ZM148 125V124H147ZM177 125V124H176ZM186 125V124H184ZM199 125V123L197 124ZM201 125V124H200ZM74 126V125H72ZM87 126V125H86ZM149 126V125H148ZM147 126V127H148ZM152 126L150 125L149 127L152 128ZM156 126V125H155ZM159 126V125H157ZM173 126V125H172ZM179 126V125H177ZM183 126V125H182ZM181 126V127H182ZM192 126V125H191ZM255 126V125H254ZM88 127V126H87ZM147 127H144L147 128ZM148 127V128H149ZM160 127V126H159ZM165 127V125H164ZM253 127V126H252ZM256 127V126H255ZM254 127V128H255ZM67 128V127H66ZM188 128V127H187ZM198 128V126H197ZM196 128V129H197ZM68 129V128H67ZM70 129V127H69ZM68 129V130H69ZM89 129V128H88ZM157 129V128H155ZM191 129V128H190ZM205 129V128H204ZM253 129V128H252ZM76 130V129H75ZM175 130V129H174ZM181 130V129H180ZM193 130V129H192ZM201 130L200 129V133H201ZM264 130V129H263ZM63 131V130H61ZM124 131V130H122ZM143 132V130H141ZM146 131V130H145ZM155 131V130H154ZM185 131V130H184ZM183 131V132H184ZM190 131V130H189ZM198 131V130H197ZM248 131V130H247ZM68 132V131H67ZM92 132V130H91ZM121 132V131H120ZM127 132V131H126ZM140 132V131H139ZM138 132V134H139ZM153 132V131H152ZM152 132H150L152 134ZM193 132V131H191ZM205 132V131H203ZM249 132V131H248ZM258 132V131H256ZM69 133V132H68ZM72 133H75V132H72ZM123 133V132H122ZM133 133V132H132ZM141 133V132H140ZM154 133V132H153ZM173 133V131H172ZM175 133V131H174ZM70 134V133H69ZM76 134V133H75ZM91 134V133H90ZM129 134V133H128ZM146 134V133H145ZM228 134V135H229ZM56 135V134H55ZM92 135V134H91ZM124 135V134H123ZM133 135V134H132ZM142 135V134H141ZM147 135V134H146ZM155 135V134H153ZM158 135V134H157ZM156 135V136H157ZM184 135V134H183ZM198 135V133H197ZM214 136L216 134H213ZM125 136V135H124ZM143 136V135H142ZM154 136V137H156ZM160 136V135H159ZM174 136V135H173ZM185 136V135H184ZM183 136V137H184ZM193 136V135H192ZM192 136H190V138H192ZM67 137V136H66ZM71 137V136H70ZM136 137V136H135ZM134 137V139H136ZM145 137V136H144ZM151 137V136H150ZM200 137V136H199ZM212 135L211 133L207 134V137H202L201 140L198 138L197 142L200 140V141H203L205 143V141L209 142V144H212ZM227 137V136H226ZM54 138V137H53ZM94 138V137H93ZM114 138V137H113ZM158 138V137H157ZM165 138V137H164ZM228 138V137H227ZM69 139V138H68ZM114 139H117L114 138ZM145 139V138H144ZM155 139V138H154ZM189 138H187L186 136V140L187 141ZM215 139V138H214ZM225 139V137H224ZM53 140V139H52ZM71 140V139H69ZM125 140V139H124ZM156 140V139H155ZM184 140V139H183ZM193 140V139H192ZM218 140V138H217ZM228 140V139H227ZM123 141V138L122 140ZM135 141V140H134ZM141 141V140H140ZM147 141V140H146ZM161 141V140H160ZM159 141V142H160ZM195 141V140H194ZM222 141V140H221ZM225 141V140H224ZM222 141V142H224ZM100 142V141H99ZM109 142V141H108ZM125 142V141H123ZM169 142V141H168ZM193 142V141H192ZM208 142H207V145H208ZM248 142V143H252L254 145V152L252 154H248L246 151V147H245V143ZM51 143V142H50ZM49 143V144H50ZM68 143V142H67ZM135 143V142H134ZM147 143V142H146ZM158 143V142H157ZM162 143V141H161ZM185 143V142H184ZM217 143V142H216ZM232 143L230 145H232ZM102 144V142H101ZM104 144V143H103ZM143 144V142L141 143ZM154 144V143H153ZM189 144V143H188ZM191 144V143H190ZM215 144V142H214ZM247 144V143H246ZM57 145V144H56ZM123 145V144H122ZM140 145V144H139ZM147 145V144H146ZM172 145V144H171ZM192 145V144H191ZM194 145V144H193ZM192 145V146H193ZM219 145V144H218ZM222 145V143L220 144ZM229 145V144H228ZM234 145L230 146V147H233ZM249 145V144H248ZM104 146V145H103ZM125 146V145H124ZM155 146H156V143H155ZM160 146V145H158ZM158 146H156V148H158ZM175 147V144L173 145ZM189 146V145H188ZM191 146V147H192ZM196 146V145H195ZM247 146V145H246ZM252 146V145H251ZM58 147V146H57ZM141 147H143V145H141ZM140 147V148H141ZM154 147V145H153ZM162 147V146H161ZM182 147V145H181ZM187 147V146H186ZM218 147V146H217ZM229 148V146H227ZM47 148V147H46ZM51 148V146H50ZM53 150L56 149L54 148V146H52ZM51 148V149H52ZM121 148V147H120ZM155 148V149H156ZM185 148V146H184ZM208 148V147H207ZM194 149V147H193ZM192 149V150H193ZM196 149V148H195ZM223 149V147L221 148ZM251 149V148H250ZM141 150L143 151V148H141ZM140 150V151H141ZM146 150V149H145ZM151 150V149H150ZM170 150V149H169ZM181 150V148H180ZM189 150H191L189 148ZM215 150V149H214ZM217 150V149H216ZM231 150V149H230ZM51 151V150H50ZM152 151V150H151ZM158 151V150H157ZM176 151V150H175ZM183 151V150H182ZM181 151V153H183ZM194 151V150H193ZM211 151V150H210ZM209 151V152H210ZM218 151V150H217ZM61 152V151H60ZM150 152V151H149ZM154 152V151H153ZM178 152H180L178 150ZM177 151L175 152V154H179ZM190 152V151H189ZM222 152V151H221ZM52 153V151H51ZM56 154V152H54ZM74 153V152H73ZM144 153V152H143ZM172 153V152H171ZM199 153V152H198ZM197 153V154H198ZM223 153V152H222ZM227 153V152H226ZM232 153V152H231ZM62 154V153H61ZM66 154V153H65ZM124 154V153H122ZM147 154V153H146ZM158 154V153H157ZM162 154V152H161ZM189 154V153H188ZM192 154V153H191ZM194 154V157H190V158H196L195 157V153ZM196 154V155H197ZM212 154V152L210 153ZM224 154V153H223ZM151 155V154H150ZM148 154V157L150 156ZM207 155V154H206ZM51 156V155H50ZM59 156V155H58ZM67 156V155H66ZM71 156V155H70ZM69 156V157H70ZM158 156V155H157ZM166 156V155H164ZM179 157L181 156L178 155ZM199 156V159H201L200 155ZM219 156V155H218ZM225 156V155H224ZM234 156V154H233ZM46 157V156H44ZM44 157H41L40 159H44ZM112 157V156H111ZM147 157V155H146ZM147 157V159H148ZM153 157V156H152ZM182 157V156H181ZM188 157V156H187ZM186 157V158H187ZM232 157V156H231ZM47 158V157H46ZM58 158V157H57ZM114 158V157H113ZM167 158V157H166ZM164 158V159H166ZM189 158V157H188ZM207 158V157H205ZM212 158V156L210 157ZM229 158V157H227ZM68 159V158H67ZM153 159V158H152ZM158 159H161L158 157ZM54 160V159H53ZM66 160V159H65ZM151 160V159H150ZM191 160V159H189ZM188 160V162H189ZM198 160V158L196 159ZM40 161V160H39ZM51 161V160H49ZM72 161V160H71ZM112 161V159H111ZM157 161V159H156ZM162 161V160H161ZM168 161V160H167ZM203 158H202V162H203ZM257 161V159H256ZM46 162V161H45ZM48 162V161H47ZM46 162V163H47ZM70 163V161H68ZM148 162V161H147ZM166 162V161H165ZM187 162V163H188ZM218 162V161H217ZM216 162V163H217ZM239 162V161H238ZM44 163V162H43ZM45 163V165H46ZM63 163V162H62ZM72 163V162H71ZM76 163V162H75ZM134 163V162H133ZM154 163V161H153ZM194 163H195V160H194ZM205 163V161H204ZM208 163V162H207ZM41 164V163H40ZM57 164V162H56ZM74 164V163H72ZM77 164V163H76ZM110 164V163H109ZM201 165H203L202 163H200ZM200 164L197 166L199 167ZM206 164V163H205ZM204 164V165H205ZM236 164V163H235ZM240 164V163H239ZM242 164H240L242 166ZM51 165V164H50ZM60 165V163H59ZM58 165V166H59ZM79 165V164H78ZM111 165V164H110ZM152 165V164H151ZM261 165V164H260ZM63 166H64V163H63ZM75 166V165H74ZM120 166V165H119ZM118 166V167H119ZM147 166H149L147 164ZM181 166V165H180ZM194 166V165H193ZM196 164H195V168H197ZM209 166V165H207ZM218 166V165H216ZM47 166H45L44 168L46 169ZM78 167V166H77ZM141 167V166H140ZM139 167V168H140ZM153 166H151L152 168ZM193 167V168H194ZM240 167V166H239ZM256 167H257V172H256ZM260 167V166H259ZM79 168V167H78ZM128 168V167H127ZM142 168V167H141ZM181 168V167H180ZM179 168V169H180ZM200 168V167H199ZM202 168V167H201ZM204 168V167H203ZM209 168V167H208ZM242 168V167H241ZM243 168V169H244ZM116 169V168H115ZM114 169V170H115ZM158 169V168H157ZM205 169V168H204ZM48 170V168H47ZM113 170V171H114ZM168 170V169H167ZM197 170V169H196ZM209 170V169H208ZM217 170V169H216ZM59 171V170H58ZM142 171V170H141ZM153 171V170H152ZM178 171V170H177ZM195 171V170H194ZM192 170V172H194ZM198 171V170H197ZM201 171V170H200ZM207 171V170H206ZM210 171V170H209ZM239 171V170H238ZM261 171V170H260ZM61 172V170H60ZM115 172V171H114ZM119 172V171H118ZM168 171H166L167 173ZM196 172V171H195ZM199 172V171H198ZM208 172V171H207ZM211 172V171H210ZM240 172V171H239ZM256 172V174H255ZM264 172V171H263ZM57 173V172H56ZM66 172H64L65 174ZM77 173V172H76ZM144 173V172H143ZM197 173V172H196ZM195 173V174H196ZM202 173H203V170H202ZM206 173V172H205ZM203 173V174H205ZM215 174H211L209 173L208 174V178L209 180H212L214 182H218L221 177L227 175V176H230L233 180H237L238 181V185L240 187V189L246 194V196L248 197V199L251 201L252 205H255L256 202H257V198L255 196V193L252 192V187L254 186L253 183H252V187L250 185V182H248L247 179H244L242 178V175L243 173L239 174L237 172V169L235 166H233L232 164H230V162L225 158V157H222L221 156V165H220V168L218 170V172H214ZM258 173V174H257ZM262 173V172H261ZM116 174V173H115ZM126 173H124L125 175ZM129 174V172H128ZM139 174V173H138ZM151 174V173H150ZM157 174V173H156ZM177 174V173H176ZM180 174V173H179ZM194 174V175H195ZM247 174V173H246ZM118 175V174H116ZM115 175V176H116ZM147 175V173H146ZM154 175V174H153ZM162 175V174H161ZM174 175V173H173ZM147 176H150V175H147ZM152 176V175H151ZM157 176V175H156ZM175 176V175H174ZM178 176V174H177ZM175 176V177H177ZM205 176V175H204ZM203 176V177H204ZM247 176V175H246ZM263 178H264V175H262ZM39 177V176H38ZM51 177V176H49ZM47 177V178H49ZM91 177V176H90ZM118 177L115 178L118 180ZM125 177V176H123ZM145 177V176H143ZM142 177V178H143ZM183 177V176H182ZM229 177V178H230ZM248 177V176H247ZM54 178V177H53ZM57 178V177H56ZM61 178V177H60ZM60 178H57L55 179L56 181L58 180V182H61L59 181ZM147 178H150V177H147ZM168 178L169 177V173H168ZM174 178V177H173ZM202 178V177H201ZM249 178H250V175H249ZM248 178V179H249ZM252 178V177H251ZM40 179V178H39ZM52 179V178H51ZM85 179V178H84ZM141 180V178H139ZM158 179V178H157ZM156 179L157 182H159L160 184H163L165 185V182L163 180V183H161L162 181H158ZM178 179V178H177ZM203 180H205L204 178H202ZM231 179V180H232ZM262 177H260L259 180H261ZM53 180V179H52ZM66 180V179H65ZM110 180V179H109ZM116 180V181H117ZM127 180V179H126ZM151 180V179H149ZM161 180V179H160ZM176 180V179H174ZM182 180V179H181ZM264 180V179H263ZM115 181V180H114ZM113 181V182H114ZM120 181V180H118ZM135 181V180H134ZM154 181V180H153ZM177 181V180H176ZM175 181V182H176ZM198 181V179H197ZM206 181V180H205ZM255 181V180H253ZM53 182V181H52ZM111 182V180H110ZM112 182V183H113ZM136 182V181H135ZM138 182V181H137ZM142 182V180L140 181ZM167 182V181H166ZM172 182V181H171ZM182 182V181H181ZM233 182V181H232ZM252 182V181H251ZM43 183V182H42ZM48 183V180L47 182ZM66 183H68V185H66ZM94 184V182H92ZM118 183V182H116ZM123 183V182H122ZM128 183L129 180H128ZM132 183V182H131ZM134 183V182H133ZM146 183V182H145ZM144 183V184H145ZM179 183V182H177ZM184 183V182H183ZM186 183V182H185ZM192 183V182H191ZM257 183V181H256ZM264 183V182H263ZM39 184V183H38ZM61 184V183H60ZM71 184V185H69ZM90 183L88 181H80V180H77V179H73V180H68L65 181V186L63 185L64 187V192L66 193L65 195L64 194H57L53 191H51L50 195L47 196L46 198H42V199H38L41 201V203H43L45 209L47 210V217L49 219V222L51 224L52 227L55 228V225H59V229H60V237H61V240L64 239V241H68L65 243L62 241L61 243H57L56 241H54L53 239H48L46 240L44 238V236L40 235L39 233L35 232L32 228H30V226H27L25 223V219L23 220V218L19 217L17 215V213H15L13 210H1V207H12V206H16V203H15V200L14 199H8L6 200L5 198H0V214H3V215H10L8 216V219L9 221L11 222V224H13L14 228L13 229H8L7 227H1V231H0V264H35V258L32 256L31 254V251L34 249H37L38 252L40 253L41 258L43 257L46 264H77V262L75 261V259L71 256V252L73 251V253H75L77 255V258L81 261H83L85 264H95L97 262V241L98 243H100L99 241H102V239L98 240L99 237L101 236H98V233H97V225H96V215H95V212H96V204L97 206L99 205L98 202H95L96 200H93L88 194V190H91V188L94 187V185H89ZM110 184V183H109ZM139 184V183H137ZM143 183H141L142 185ZM152 184V183H151ZM229 184V183H228ZM232 184V183H231ZM235 184V183H234ZM37 185V184H36ZM49 185V184H48ZM57 185V183L55 184ZM112 185V184H110ZM116 185V184H115ZM122 185V184H121ZM130 185V184H129ZM149 185V183H148ZM154 185V184H153ZM179 185V184H178ZM183 185V184H182ZM191 185V184H190ZM206 185V184H205ZM259 185V184H258ZM261 185V184H260ZM38 186V185H37ZM107 186V185H106ZM105 184H104V187H106ZM114 186V184L112 185ZM111 186V187H112ZM119 186V185H118ZM169 186V185H168ZM176 186V185H175ZM199 186V185H198ZM202 186V185H201ZM208 186V185H207ZM219 186V184L217 185ZM262 186V185H261ZM48 187V186H46ZM54 187V186H53ZM122 187H124V185H122ZM128 187V186H127ZM132 187V186H131ZM203 187V186H202ZM216 187V186H215ZM257 187V186H255ZM264 187V186H263ZM52 188V187H51ZM141 188V187H140ZM159 188V186H158ZM199 188V187H198ZM205 188V186H204ZM203 188V189H204ZM214 188V186L212 187ZM211 188V189H212ZM228 188V187H226ZM254 188V187H253ZM260 188V187H259ZM41 189V188H40ZM50 189V187L48 188V190ZM112 189V188H111ZM119 189V188H118ZM122 189V188H120ZM125 189V188H124ZM142 189H143V185H142ZM162 189V188H161ZM165 189V188H163ZM200 189V188H199ZM231 189V188H230ZM252 189V190H251ZM258 189V188H257ZM255 189V190H257ZM45 190V189H44ZM51 190H54V189H51ZM59 190H61V187L59 188ZM128 190V189H127ZM156 190V189H155ZM159 190V189H158ZM179 191L181 189H178ZM189 190V189H187ZM201 190V189H200ZM217 190V189H216ZM234 190H235V186H234ZM46 191V190H45ZM119 191V190H118ZM130 191V190H129ZM134 192H136V189L133 190ZM191 191V190H190ZM202 191V190H201ZM204 191V190H203ZM233 191V190H232ZM237 191V190H235ZM234 191V192H235ZM254 191V190H253ZM259 191V190H258ZM261 191V190H260ZM109 190H108V194H109ZM138 192V190H137ZM158 192V191H157ZM161 192V191H159ZM163 192V191H162ZM178 192V191H175V193ZM216 192V191H215ZM215 192H211L210 193H215ZM44 193V192H43ZM113 193V192H112ZM139 193V192H138ZM148 193V192H147ZM155 193V192H154ZM168 193V192H167ZM181 193V192H180ZM207 194V192H205ZM218 193V191H217ZM240 193V192H239ZM258 193V192H257ZM260 193V192H259ZM258 193V194H259ZM128 194V193H127ZM149 194V193H148ZM186 194V193H185ZM189 194V193H188ZM187 194V195H188ZM216 194V193H215ZM232 194V193H231ZM237 194V193H236ZM38 195V194H37ZM43 195V194H42ZM62 195L65 196V202H63V200H59L60 197H62ZM104 195L106 196V194L104 193ZM118 195H121L120 192ZM118 195H115V196H118ZM135 195V193H134ZM178 195V194H177ZM205 195V194H203ZM260 195H262L264 197V192L261 191V194H259V197ZM32 196V195H30ZM45 196V195H44ZM96 195H94V198H98V197H95ZM110 196V195H109ZM128 196V195H127ZM151 196H153V193L151 194ZM171 196V194H170ZM183 196V194H182ZM194 196V194H193ZM207 196V195H206ZM203 197V198H206ZM209 196V194H208ZM232 196V195H231ZM242 196V195H241ZM155 197V196H154ZM160 197V196H159ZM163 197V196H162ZM161 197V198H162ZM165 197V196H164ZM186 197V196H185ZM192 197V196H191ZM240 197V196H239ZM261 198V199H264V198ZM28 198V196H27ZM36 198V197H34ZM40 198V196L38 197ZM100 198H103L102 195ZM122 198V197H119V199ZM139 198V197H137ZM148 198V197H147ZM152 198V197H151ZM159 198V199H161ZM167 198V197H166ZM178 198H184V197H179ZM31 199V198H29ZM99 199V198H98ZM119 199H116V201H119ZM124 199V198H123ZM135 199V198H134ZM144 199V198H143ZM189 200V198H187ZM195 199V198H194ZM227 199V198H226ZM245 199V198H244ZM260 199V200H261ZM103 200V199H101ZM127 200V199H126ZM126 200H124L126 202ZM132 200V199H131ZM137 200V199H136ZM135 200V201H136ZM142 200V199H141ZM149 201V198L147 199ZM174 200V198L172 199ZM187 200V201H188ZM207 200V199H206ZM234 199L232 198V201ZM247 200V199H246ZM123 201V202H124ZM146 200L144 199V201L142 200V202H145ZM155 201V200H154ZM170 201V200H169ZM175 201V200H174ZM185 201V200H183ZM195 201V200H194ZM197 201V200H196ZM227 201V200H226ZM235 201V200H234ZM263 201V200H262ZM36 202V201H35ZM115 202V201H114ZM113 202V203H114ZM118 202V203H119ZM127 202H130V200ZM167 202H168V199H167ZM200 202V201H198ZM229 202V201H227ZM25 203V202H24ZM100 203V202H99ZM103 203L105 204L106 201L104 200ZM116 203V202H115ZM147 203V202H146ZM145 203V205H146ZM153 203V201H152ZM162 204V201L160 202ZM182 203V202H181ZM185 203V202H184ZM209 203V201H208ZM250 203V204H251ZM258 203V202H257ZM120 204V203H119ZM118 204V205H119ZM123 204V203H122ZM126 204V203H125ZM137 204V203H135ZM148 204H150L148 202ZM160 204V205H161ZM165 204V203H164ZM167 204V203H166ZM207 204V202H206ZM210 205H212L211 203H209ZM230 204V202H229ZM39 205V204H38ZM101 205V204H100ZM116 205V206H118ZM138 205V204H137ZM143 205V204H142ZM170 205V204H169ZM178 205V203H177ZM208 205V204H207ZM260 205H262L260 203ZM102 206V205H101ZM112 208V205H109L108 207ZM124 206V205H123ZM134 206V205H133ZM136 206V205H135ZM140 206V205H139ZM150 206V205H149ZM176 206V204H175ZM231 206V204H230ZM263 206V205H262ZM61 207V208H60ZM107 207V205H105V208ZM126 207V205H125ZM129 207V206H128ZM137 207V206H136ZM135 207V208H136ZM145 207V206H144ZM152 207V206H151ZM159 207V206H158ZM162 207V206H161ZM168 207V206H167ZM166 207V210H168ZM177 207V206H176ZM209 207V205H208ZM207 207V209H208ZM212 207H214L212 205ZM103 208V207H102ZM117 208V207H116ZM120 208V207H118ZM127 208V207H126ZM133 208V209H135ZM140 208V207H139ZM185 208V207H184ZM187 208V206H186ZM205 208V207H204ZM241 208V207H240ZM259 208V207H258ZM262 208V207H261ZM40 209V208H38ZM44 209V210H45ZM98 209V207H97ZM101 209V208H100ZM128 209V208H127ZM158 209V210H157ZM156 211H160L159 208H157ZM161 209V208H160ZM175 209V207L173 208ZM215 209V207L213 208ZM236 209V208H235ZM256 209V208H254ZM260 209V208H259ZM106 210V209H104ZM116 210V209H115ZM119 210V209H118ZM130 210V209H129ZM140 210V209H139ZM171 210V209H170ZM176 210V209H175ZM175 210H172V211H175ZM187 210V209H186ZM217 210V209H216ZM258 210V209H257ZM261 210V209H260ZM264 210V209H263ZM109 211V210H108ZM108 211H107V215H108ZM133 211V210H132ZM131 211V212H132ZM165 211V209H164ZM181 211V210H180ZM196 211V210H195ZM205 211V210H204ZM209 211V210H208ZM215 211V210H213ZM212 211V212H213ZM233 211V210H231ZM239 211V210H238ZM38 212V210H37ZM44 213V211H42ZM105 212V211H104ZM111 212V210H110ZM130 213V211H128ZM140 212V211H139ZM161 212V211H160ZM163 212V211H162ZM167 212V211H166ZM171 212V211H170ZM176 212V211H175ZM179 212V211H178ZM185 212V211H184ZM202 212V211H200ZM199 212V213H200ZM207 212V211H206ZM205 212V213H206ZM264 212V211H263ZM113 214V212H111ZM116 212H114L115 214ZM134 214V212H132ZM164 213V212H163ZM162 213V214H163ZM182 213V212H181ZM100 214V213H99ZM103 214V213H102ZM118 214V213H116ZM120 214V213H119ZM126 214V213H125ZM159 214V213H158ZM157 214V216H158ZM176 214V213H175ZM184 213H182L183 215ZM194 214V212H193ZM202 214V213H201ZM208 214V213H207ZM205 214V215H207ZM210 214V213H209ZM224 214V213H223ZM244 214V213H243ZM259 214V213H258ZM104 215V214H103ZM135 215V214H134ZM138 215V214H137ZM136 215V216H137ZM165 215V214H164ZM167 215V214H166ZM203 215V214H202ZM111 216V215H110ZM116 216V215H115ZM118 216V215H117ZM120 216V215H119ZM124 216V212L122 214L121 217ZM139 216V215H138ZM179 216V215H178ZM189 216V215H188ZM194 216V215H193ZM200 216V215H199ZM102 217V215H101ZM106 217V216H105ZM108 217V216H107ZM112 217V216H111ZM110 217V218H111ZM129 217V216H128ZM160 217V216H159ZM166 217V216H164ZM173 217V216H172ZM171 217V218H172ZM183 217V216H182ZM181 217V218H182ZM185 217L186 214H185ZM191 217V216H190ZM202 216H200L201 218ZM205 217V216H204ZM245 217V215H244ZM4 218V217H3ZM43 219L45 217H42ZM104 218V217H103ZM118 218V217H117ZM126 219V217H123ZM136 218V217H135ZM170 218V217H169ZM175 219L177 217H174ZM211 218V217H210ZM217 218V217H216ZM2 217L0 218V224L1 225H5V222L3 223L2 222ZM46 219V220H48ZM115 219V218H114ZM129 219V218H127ZM134 219V218H133ZM183 219V218H182ZM186 219V218H185ZM206 219V218H203V220ZM5 220V219H4ZM112 220V219H111ZM161 220V219H160ZM166 220V219H164ZM172 220V219H171ZM174 220V219H173ZM178 220V219H177ZM176 220V221H177ZM190 220V218H189ZM188 220V221H189ZM202 220V218H201ZM215 220V219H214ZM254 220V218H253ZM101 221V220H100ZM107 221V220H106ZM129 221V220H127ZM136 221V219H135ZM138 221L140 222V220L138 219ZM179 221V220H178ZM181 221V220H180ZM179 221V222H180ZM192 221V220H191ZM212 221V220H211ZM239 221V220H238ZM131 222V221H130ZM137 222V221H136ZM166 222H168V220H166ZM193 222V221H192ZM217 222V221H216ZM3 223V224H2ZM7 223V222H6ZM57 223V224H56ZM125 223V222H124ZM123 223V224H124ZM127 223V222H126ZM176 222H171V224H173L172 226L174 227ZM183 223V221H182ZM186 223V222H185ZM183 223V224H185ZM187 223H190V222H187ZM203 223V221H202ZM208 223V222H207ZM218 223V222H217ZM218 226H220L219 224H217ZM222 223V221H221ZM101 224V223H99ZM112 224V223H111ZM122 224V225H123ZM129 224V223H127ZM131 224V223H130ZM140 224V223H139ZM163 224V223H162ZM167 224V223H166ZM169 224V223H168ZM183 224H179L180 226H182ZM204 224V223H203ZM257 224H258V230H261L263 231L264 230V224L262 223V219L261 218H258L257 219ZM133 225V223H132ZM138 225V224H137ZM143 225V223H142ZM178 225V224H177ZM197 225V224H196ZM196 225L194 228H196ZM211 225V224H210ZM252 225V224H251ZM48 226V225H47ZM46 226V227H47ZM50 226V225H49ZM130 226V225H129ZM162 226V225H161ZM167 226V225H166ZM170 226V225H169ZM176 226V225H175ZM185 226V225H184ZM182 226V228L184 227ZM194 226V224H193ZM192 226V227H193ZM206 226V224H205ZM209 226V224H208ZM222 226V225H221ZM225 226V225H224ZM108 227V226H107ZM113 227V226H111ZM134 227V226H133ZM138 227V226H137ZM148 228V226H145ZM159 227H160V224H159ZM168 227V226H167ZM177 227V226H176ZM186 227V226H185ZM204 227V225H203ZM256 227V226H255ZM49 228V227H48ZM105 228V227H104ZM152 228V227H151ZM154 228V226H153ZM163 228V226H162ZM193 228V229H194ZM199 228V227H198ZM202 228V227H200ZM216 228V226H215ZM58 229V230H59ZM119 229V228H118ZM172 229V227H171ZM170 229V230H171ZM186 229V228H185ZM191 230H193L191 227H190ZM217 229V228H216ZM224 229V227H223ZM251 229V228H250ZM114 230V229H113ZM112 230V232H113ZM120 230V229H119ZM126 230V229H125ZM148 230V229H146ZM166 230V229H165ZM169 230V229H167ZM173 230V229H172ZM176 230V229H174ZM183 230V229H182ZM181 230V231H182ZM203 231L202 229H199V230H196L195 231ZM206 230V229H205ZM218 230V229H217ZM52 231V230H51ZM54 231V229H53ZM52 231V232H53ZM117 231V230H116ZM114 231V232H116ZM129 231V230H128ZM132 231V230H131ZM162 231V230H161ZM164 231V229H163ZM177 231V230H176ZM175 231V233H176ZM187 231V229L185 230ZM200 231V232H201ZM225 231H228L227 229H225ZM233 231V230H232ZM254 231V230H253ZM102 232V230H101ZM107 231L105 230V233ZM114 236L115 234L112 233ZM135 232H137L135 230ZM145 232V228H144V231ZM166 233V231H164ZM162 232V233H164ZM184 232V231H183ZM189 233V231H187ZM192 232V231H190ZM204 232V231H203ZM224 232V231H223ZM264 232V231H263ZM55 233V232H54ZM161 233V232H160ZM170 233V231H169ZM174 233V232H173ZM172 232L170 233L173 234ZM174 233V234H175ZM179 233V236H180V232L178 231ZM186 233V232H185ZM219 233V232H218ZM254 233V232H253ZM120 234H123V233H120ZM191 233H189V236H193V234H195L193 232L192 235H190ZM197 234V233H196ZM195 234V235H196ZM201 235L202 232L200 233ZM230 234V233H229ZM262 234V233H260ZM53 235V233H52ZM178 235V234H177ZM193 236V237H196V236ZM206 235V234H205ZM217 235V233H216ZM220 235V234H219ZM226 235V234H225ZM228 235V234H227ZM264 235V234H262ZM103 236V235H102ZM101 236V237H102ZM108 236V235H107ZM109 236H112V235H109ZM125 236V234H124ZM159 236V243L162 244L163 241L162 239V235L158 234ZM173 236V235H172ZM204 236V235H203ZM211 236V234H210ZM231 236V235H230ZM242 236V234L240 235ZM245 236V235H243ZM256 236V234H255ZM258 236V235H257ZM117 237V236H116ZM115 237V238H116ZM138 237V236H137ZM169 237V236H168ZM178 237V236H176ZM175 237V238H176ZM205 237V236H204ZM207 237V236H206ZM218 237V236H217ZM43 238V239H42ZM120 238V237H119ZM136 238V237H135ZM174 238V236H173ZM185 238V237H184ZM197 240H198V237H196ZM200 238V237H199ZM212 238V237H211ZM223 238H226L223 237ZM222 238V239H223ZM230 238L233 239V237L231 236ZM105 240H107L106 238H104ZM103 239V241H104ZM110 239V237H109ZM137 239V238H136ZM177 239V238H176ZM192 239V238H191ZM194 239V238H193ZM206 239V238H205ZM219 239V238H218ZM59 240V239H58ZM111 240V239H110ZM169 240V239H168ZM196 241V239H194ZM193 240V241H194ZM202 240V239H201ZM220 240V239H219ZM264 240V239H263ZM113 241H115V239H113ZM122 241V240H120ZM185 241V240H184ZM190 241V240H187V242ZM200 241V240H198ZM197 241V242H198ZM229 241V239H228ZM107 242V241H106ZM170 242V241H169ZM186 242V243H187ZM196 243V245L199 243ZM200 242H203V241H200ZM205 242V240H204ZM222 242V241H221ZM224 242V241H223ZM226 242V241H225ZM249 242V241H248ZM105 243V241L103 242ZM101 242V244H98V245H102L103 244ZM110 243V242H109ZM119 242L117 241L116 244H118ZM125 243V241L123 242ZM157 243V242H156ZM167 243V241H166ZM172 242L169 243V245L171 244ZM176 243V242H175ZM191 243V242H190ZM209 243V242H208ZM239 243V242H238ZM245 242H243L244 244ZM262 243V242H261ZM120 244V243H119ZM154 244V243H153ZM152 244V245H153ZM164 244V243H163ZM189 244V242L187 243ZM205 244H207L205 242ZM227 244V242L225 243V245ZM232 244H233V240H232ZM242 244V245H243ZM246 244V243H245ZM121 245H124V244H121ZM140 245V243H139ZM181 245V244H180ZM190 245V244H189ZM201 245V243H200ZM199 245V247H201ZM231 245V244H230ZM240 245V243H239ZM241 245V246H242ZM249 245V244H248ZM104 246V245H103ZM109 246V245H108ZM154 246V245H153ZM153 246H151L153 248ZM156 246V245H155ZM171 246V245H170ZM178 246V245H177ZM176 246V247H177ZM191 247L193 246L192 243L190 245ZM207 246V245H206ZM210 246V245H209ZM207 246V247H209ZM220 246V245H219ZM227 246V245H226ZM100 247V246H99ZM98 247V248H99ZM130 247V246H129ZM157 247V246H156ZM160 247V246H159ZM180 247V246H179ZM179 247H177L179 249ZM190 247V248H191ZM195 247V244L194 246ZM198 247V245L196 246ZM195 247V249H197ZM212 247V246H211ZM228 247H231V246H228ZM72 248V251H69L70 249ZM108 248V247H107ZM106 248V250H107ZM118 248H121V246ZM123 248V247H122ZM163 248V247H162ZM181 248V247H180ZM235 249V247H233ZM241 247H239L240 249ZM243 248V246H242ZM32 249V250H31ZM135 249V247H134ZM159 249V248H158ZM170 249V247H169ZM189 249V248H188ZM193 249V248H191ZM194 249V250H195ZM205 249V248H203ZM208 249V248H206ZM228 249V248H226ZM233 249V250H234ZM102 250V247L101 249ZM110 250V248H109ZM122 250V249H121ZM126 250V249H125ZM128 250V249H127ZM162 249H160L161 251ZM193 250V251H194ZM200 250V248L198 249ZM202 250V248H201ZM200 250V251H201ZM213 250V249H211ZM229 250V249H228ZM237 250V249H236ZM241 250V249H240ZM239 250V252H240ZM243 250V249H242ZM248 250V249H247ZM153 251V250H152ZM155 251V250H154ZM159 251V250H158ZM169 251V250H168ZM172 251V250H171ZM175 251V250H173ZM178 251V250H177ZM205 251V250H204ZM208 251V250H207ZM205 251V252H207ZM210 251V250H209ZM224 251V250H223ZM230 251V250H229ZM245 251V250H244ZM103 252V251H102ZM128 252V251H127ZM130 252V251H129ZM143 252V250H142ZM151 252V251H150ZM183 252V251H182ZM186 252V251H184ZM183 252V253H184ZM197 251H195L196 253ZM211 252V251H210ZM215 252V250H214ZM222 252V251H221ZM232 252V251H231ZM230 252V255H232ZM234 252V251H233ZM33 253H35L34 255H36L38 258H39V254L37 255L35 252V250L33 251ZM108 253V252H106ZM122 253V252H121ZM145 253V252H144ZM154 253V252H153ZM157 253V252H156ZM161 253V252H158V254ZM169 253V252H168ZM172 253V252H171ZM199 254H201L200 252H198ZM213 253V251L211 252ZM223 253V252H222ZM244 253V252H243ZM246 253V252H245ZM98 254H100L98 252ZM104 254V253H103ZM113 254V252L111 253ZM120 254V253H119ZM131 254V252H130ZM143 254V253H142ZM151 254V253H150ZM163 254V253H162ZM176 254H178L176 252ZM185 254V253H184ZM203 254V253H202ZM105 255V254H104ZM109 255V253H108ZM125 255V254H124ZM153 255V254H152ZM151 255V256H152ZM161 255V254H160ZM159 255V256H160ZM164 255V254H163ZM172 256V254H170ZM174 255V254H173ZM183 255V254H182ZM186 255H188L186 253ZM204 255V254H203ZM207 255V254H206ZM216 255V254H215ZM224 255V253H223ZM247 255V254H245ZM35 256V257H36ZM107 255H105L106 257ZM115 256H116V253H115ZM114 256V257H115ZM137 256V255H136ZM165 256V255H164ZM178 256V255H177ZM200 256V255H199ZM202 256V255H201ZM200 256V257H201ZM213 256V255H211ZM210 256V257H211ZM243 256V254H242ZM241 256V257H242ZM36 257V258H37ZM101 257V256H100ZM99 257V258H100ZM104 257V258H105ZM121 259H123V256L121 255ZM144 257V256H143ZM146 257V256H145ZM154 257V255H153ZM152 257V258H153ZM156 257V255H155ZM158 257V256H157ZM166 257V256H165ZM192 257V256H190ZM189 259H192L190 258ZM203 257V256H202ZM209 257V255H208ZM219 257V256H217ZM233 257V256H232ZM240 257V259H241ZM247 257V256H246ZM251 258V256H248V258ZM98 258V259H99ZM103 258V257H101ZM116 258V257H115ZM126 256H124V262H125V259ZM138 258V257H137ZM167 258V257H166ZM170 258V257H169ZM180 258V256H179ZM204 258V257H203ZM207 258V257H206ZM212 258V257H211ZM245 258V257H244ZM40 259V258H39ZM111 259V257H110ZM113 259V258H112ZM173 258L171 257L170 260H172ZM175 259V258H174ZM177 259V257H176ZM184 259V258H183ZM202 259V258H201ZM221 259V258H220ZM219 259V261H220ZM224 259V258H223ZM226 259V258H225ZM255 259V258H254ZM42 260V259H41ZM108 260V259H107ZM105 260V261H107ZM117 260V258H116ZM128 260V259H127ZM140 260V259H139ZM193 260V259H192ZM207 260V259H206ZM216 260V258L214 259ZM214 260L211 261L214 262ZM218 260V259H217ZM228 260V259H227ZM253 260V259H252ZM257 260V259H256ZM101 261V259H100ZM110 261V260H109ZM120 261V260H119ZM137 261V260H135ZM146 261V260H145ZM160 261V259H159ZM161 261L163 262V260L161 259ZM160 261V263H161ZM165 261V259H164ZM173 261V260H172ZM191 261V260H190ZM203 261V260H202ZM223 262V260H221ZM37 262V261H36ZM43 262V261H42ZM102 262V261H101ZM114 262V261H113ZM112 262V263H113ZM153 262V261H152ZM158 262V261H157ZM169 262V261H168ZM171 262V261H170ZM169 262V263H170ZM188 262V261H187ZM186 262V263H187ZM195 262V261H194ZM208 262V261H207ZM206 262V263H207ZM216 262V261H215ZM242 262V261H240ZM255 262V261H254ZM253 262V264H254ZM39 263V262H38ZM106 263V262H105ZM111 263V264H112ZM128 263V261H127ZM125 263V264H127ZM147 263V262H146ZM165 263V262H164ZM172 263V262H171ZM176 263V260L175 262ZM173 263V264H174ZM197 263V262H196ZM205 263V262H204ZM205 263V264H206ZM209 263V262H208ZM218 263V262H217ZM220 263V262H219ZM218 263V264H219ZM225 263V262H224ZM233 263V262H232ZM247 263V262H246ZM41 264V263H40ZM100 264V263H98ZM116 264V263H115ZM122 264V263H121ZM135 264V263H134ZM137 264H142V262L139 261V263ZM148 264V263H147ZM200 264V263H199ZM216 264V263H215ZM221 264V263H220ZM250 264V263H249Z\"/></svg>", "mask_w": 264, "mask_h": 264}, {"label": "crops", "instance_id": "obj_3", "mask_svg": "<svg viewBox=\"0 0 264 264\" xmlns=\"http://www.w3.org/2000/svg\"><path fill=\"white\" fill-rule=\"evenodd\" d=\"M5 1L6 0H4L1 3L0 0V120L4 118L7 113L19 114L21 112L22 104L27 103L29 101V98H25L22 96L21 82H22V86L23 87L25 86L27 88H32L33 86L38 85L41 80V78H39L40 79L39 80L37 77L38 74L37 71L39 69L37 65L38 62L40 64L39 67L43 69V65L39 61L38 56L33 55V53L29 50V48H24V46L22 47L21 42L19 40H15V37L18 38V36H15V33L10 38L5 39L3 37L2 32H4L7 28H10L14 25L20 28L22 25L27 23V22L24 23V21H22L21 18L16 15L18 11L23 9L21 7V0H12L9 2H5ZM83 33L84 32L80 33L79 35H75V36L73 35V37L71 36V38L68 41L73 40L74 37L80 36ZM74 34H76V31H74ZM66 53L67 52L65 51L61 52L60 54L61 59L63 57L64 59L67 58L65 56ZM20 62H23L24 70H26L25 72L26 73L28 72L27 74H24L22 76L23 78L21 79L22 80L21 82H20L21 74H19ZM96 62H97L96 60H91L87 64L82 65V67H84V71L78 73L80 75H83L86 69L88 68L89 70L90 68L95 66L97 64ZM67 70H70L69 66ZM44 76L45 79L48 78V72L46 73V71H44ZM82 78L86 80L89 79L88 77L86 78L84 76H82ZM58 79L59 82L64 85L65 93L66 92L70 93L69 89L71 86L74 89L73 91L74 92L76 91L77 85H72L71 79L68 78V76H60ZM86 80H84L85 84H87ZM59 103L67 104V101L65 99H59L56 102V108ZM4 133L5 131L2 132V134ZM0 198H5L4 194H2L1 192H0ZM6 198H13V197L9 196Z\"/></svg>", "mask_w": 264, "mask_h": 264}, {"label": "built area", "instance_id": "obj_4", "mask_svg": "<svg viewBox=\"0 0 264 264\" xmlns=\"http://www.w3.org/2000/svg\"><path fill=\"white\" fill-rule=\"evenodd\" d=\"M62 11L54 4H45L37 13L36 18L23 27L25 41L37 42L50 52L55 53L66 43ZM96 101V98H93Z\"/></svg>", "mask_w": 264, "mask_h": 264}, {"label": "water", "instance_id": "obj_5", "mask_svg": "<svg viewBox=\"0 0 264 264\" xmlns=\"http://www.w3.org/2000/svg\"><path fill=\"white\" fill-rule=\"evenodd\" d=\"M137 64H138V66H139L140 68H144V67L147 66L148 63H146V62H138Z\"/></svg>", "mask_w": 264, "mask_h": 264}]
</instances>
